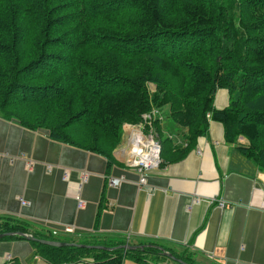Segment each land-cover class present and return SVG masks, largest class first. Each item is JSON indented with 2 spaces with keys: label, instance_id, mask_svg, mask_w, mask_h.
<instances>
[{
  "label": "trees",
  "instance_id": "16d2710c",
  "mask_svg": "<svg viewBox=\"0 0 264 264\" xmlns=\"http://www.w3.org/2000/svg\"><path fill=\"white\" fill-rule=\"evenodd\" d=\"M50 1L0 0L3 113L47 129L54 139L109 152L125 123L142 122L154 109L146 125L160 142L162 162L181 159L216 120L226 141L264 169V0H55L67 5L63 13H54L60 4L50 7ZM88 22L95 23L92 32ZM218 87L228 91L222 107L214 103ZM165 119L175 123L174 132L165 130ZM17 226L1 229L27 231ZM33 242L53 263L92 252L90 264H122L126 257L141 264H198L186 249L155 241L95 242L110 250ZM127 242L145 245L121 246Z\"/></svg>",
  "mask_w": 264,
  "mask_h": 264
},
{
  "label": "crops",
  "instance_id": "0c3cea01",
  "mask_svg": "<svg viewBox=\"0 0 264 264\" xmlns=\"http://www.w3.org/2000/svg\"><path fill=\"white\" fill-rule=\"evenodd\" d=\"M214 103H228L226 88L216 89ZM165 122V130L174 132L175 123ZM127 133L109 152L92 151L54 139L43 127L24 126L0 110V232L10 223L24 226L30 236L100 249L95 242L155 241L186 249L198 264H264V169L226 141L220 121L210 120L181 159L160 158L143 186L129 164ZM33 241L16 233L1 236L0 264L94 261V253L87 252L75 262L53 263ZM122 264L141 263L126 257Z\"/></svg>",
  "mask_w": 264,
  "mask_h": 264
},
{
  "label": "built area",
  "instance_id": "2783aa9c",
  "mask_svg": "<svg viewBox=\"0 0 264 264\" xmlns=\"http://www.w3.org/2000/svg\"><path fill=\"white\" fill-rule=\"evenodd\" d=\"M156 113V110H152L150 113H145L144 115L146 117H148V119L154 115ZM131 124H127L126 128L129 129L128 133H127V137H128V144H130L129 142L132 141L134 138H139V136L137 134H132L134 133V128L130 127ZM131 128V130H130ZM137 130H139L141 137H143L144 139H146L148 142L147 143H143L141 145V148L139 151H137L136 153H140V155H137V157L131 161H129V164L132 165L134 168H136L139 171V183L140 185H146V174L147 171L151 168H153V166L157 165L159 160H160V142L158 141V139L155 137V135L153 134L152 130L150 129L149 132H144L142 128H138ZM138 143H141V141H138ZM1 155V154H0ZM27 164L28 166L31 165V161L27 160ZM53 165L52 164H47V168L52 169ZM64 175L67 177L68 175V168L64 167ZM87 177V173L85 171L81 172V180L84 181ZM112 182H119L118 178L115 177H111L110 178ZM79 206H81L83 204V200H79L78 202ZM218 204L220 206H224L225 202L224 200L220 199L218 201ZM65 230L67 231H72L73 227L71 226H65L64 227ZM54 232L56 230H53Z\"/></svg>",
  "mask_w": 264,
  "mask_h": 264
},
{
  "label": "rangeland",
  "instance_id": "374dc122",
  "mask_svg": "<svg viewBox=\"0 0 264 264\" xmlns=\"http://www.w3.org/2000/svg\"><path fill=\"white\" fill-rule=\"evenodd\" d=\"M58 4H60V6H58V7H56V8H54V13H56L57 11H61L62 13H63V11L65 10V12H68L69 11V9L67 8L66 9V6L67 5H64V4H62L61 2H59V1H55V0H52V1H50V3H49V6L51 7H55V6H57ZM232 12V14H233V18H234V22H232L231 24H233L234 26H236V28L238 29V22H237V16L234 14V10H232L231 11ZM55 17L54 18H56V20L58 19V18H60V17H56V15H54ZM62 16V15H61ZM19 17H21V18H23V17H29L28 16V14H19ZM55 20V19H54ZM66 20L63 18V20H62V22H65ZM35 24V26L37 25V22H35L34 23ZM54 24H55V22L54 23H52L51 24V27H50V32H52L53 30H54ZM66 24H68V23H66ZM95 23H90V22H88V25L91 27V28H88L91 32H92V29H93V25H94ZM232 25V26H233ZM34 26V27H35ZM34 31V28H32L31 26H30V28H29V36L30 35H32V32ZM32 38V37H31ZM67 45H70L69 43H66ZM31 45H33V43H31V42H27V45H26V49L25 50H27V51H30V46ZM24 46V45H23ZM23 46H21V45H17V47H16V49L17 50H24L23 49ZM150 86H151V89L153 90V89H155V86H156V84L155 83H153V82H150ZM149 121V119H148V117H146L144 114H143V121L141 122V121H139V122H135V123H129V124H131L130 125V127H133L134 129H136L137 127L138 128H142L143 130H144V132H149L148 130H153V126L150 124V125H146V124H148V123H150V122H148ZM130 130H131V128H130ZM126 131H129V129L128 128H124V125H123V128H122V132H121V136H120V139H119V142L123 139H125L126 140ZM82 132V131H81ZM80 132V133H81ZM153 132V131H152ZM153 134H154V132H153ZM155 135V134H154ZM118 142V143H119ZM118 143L116 144V145H118ZM170 260H163L162 261V263H159V264H170ZM171 264H173V263H171Z\"/></svg>",
  "mask_w": 264,
  "mask_h": 264
},
{
  "label": "water",
  "instance_id": "95a60500",
  "mask_svg": "<svg viewBox=\"0 0 264 264\" xmlns=\"http://www.w3.org/2000/svg\"><path fill=\"white\" fill-rule=\"evenodd\" d=\"M14 233H20L21 235H25L26 237H29V238H32V239H35L37 241H41L43 243H47V244H50V245H56V246H63V245H69V244H73V245H87V244H83V243H78V242H75V241H66V240H54V239H43V238H38V237H35V236H30V234L28 233H25L23 231H19V230H15V231H6V232H0V237L3 236V235H7V234H14ZM145 244H135V243H123L121 244V246H123L124 248L126 249H132V248H143ZM95 246H98V247H103V248H112V247H107V246H104V245H95ZM158 247L161 248V251L163 254L173 258V259H176L178 261H182L180 258L176 257L175 255H173L169 250H166L164 249L163 247L159 246V245H156ZM115 247V246H113ZM184 264H189L187 262H184Z\"/></svg>",
  "mask_w": 264,
  "mask_h": 264
},
{
  "label": "bare ground",
  "instance_id": "6f19581e",
  "mask_svg": "<svg viewBox=\"0 0 264 264\" xmlns=\"http://www.w3.org/2000/svg\"><path fill=\"white\" fill-rule=\"evenodd\" d=\"M132 134H137L139 136L140 139L138 138H134L132 141H130L128 144V148H129V152L131 151V156H130V159H135L137 157V155H140V153H136L137 151L140 150L141 148V145L143 143H147L148 141L146 139H144L143 137H141V134L139 132V130H137V128L134 130V133ZM138 141H141V143H138Z\"/></svg>",
  "mask_w": 264,
  "mask_h": 264
}]
</instances>
